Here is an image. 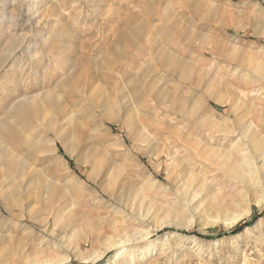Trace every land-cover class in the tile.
Masks as SVG:
<instances>
[{
  "label": "rangeland",
  "instance_id": "1",
  "mask_svg": "<svg viewBox=\"0 0 264 264\" xmlns=\"http://www.w3.org/2000/svg\"><path fill=\"white\" fill-rule=\"evenodd\" d=\"M28 4L0 0V124L33 147L0 264H264V0Z\"/></svg>",
  "mask_w": 264,
  "mask_h": 264
},
{
  "label": "bare ground",
  "instance_id": "2",
  "mask_svg": "<svg viewBox=\"0 0 264 264\" xmlns=\"http://www.w3.org/2000/svg\"><path fill=\"white\" fill-rule=\"evenodd\" d=\"M29 1H31V3L32 4H28V9H29V11H31V15L32 14H34V13H36L35 15H37V10L36 9H34V7L33 6H30V5H36L37 3H38V0H29ZM123 33V32H122ZM37 34V33H36ZM123 35V34H122ZM121 35V36H122ZM37 36L39 37V39H41V41L43 42V44H45V42H46V39H47V36L45 37L44 36V34H37ZM20 38V37H19ZM37 40H38V38H36ZM122 39H123V37L122 38H118V42L117 43H124L123 41H122ZM16 40H18L17 38H16ZM40 41V40H39ZM41 42V43H42ZM20 42H18V44H19ZM37 43V42H36ZM23 44V43H22ZM42 44V45H43ZM132 45H133V43H131ZM56 45V44H55ZM58 45V44H57ZM124 45H127V44H125L124 43ZM123 45V46H124ZM45 46V45H44ZM48 46V45H47ZM51 46V47H50ZM50 46H49V48H48V50H47V52H48V56H49V59H51L50 58V55H52L53 57H58L59 55L58 54H56V53H54V52H52V48H54V46H52L51 44H50ZM127 46H130V45H127ZM18 47V46H17ZM138 47V46H137ZM139 48V47H138ZM166 50V49H165ZM13 52V49H10L9 51H8V54H7V58L11 55V53ZM142 53V52H141ZM29 54V53H28ZM168 58H169V60H170V62H169V65L170 66H168V70L172 73V75H173V73H175V67H174V65L172 66V63H173V60H174V56L173 55H171L170 53H168ZM16 57V56H15ZM29 58L30 59H32L31 58V56L29 55ZM53 59V58H52ZM15 60V59H14ZM180 60V59H179ZM67 61V60H66ZM62 62V61H61ZM65 62V61H64ZM175 62V61H174ZM57 63V62H56ZM75 63V62H74ZM80 63V62H79ZM183 63V62H182ZM47 64H48V62H47ZM54 64H55V60H54ZM66 65H69L67 62L65 63ZM49 65V64H48ZM77 65V64H76ZM62 65H57V66H54V68L56 67V68H62L61 67ZM165 66H167V65H165ZM41 67L42 68H44V69H46L47 67H49V66H41V62H39L38 63V61H33V65H32V69L34 70V71H36V72H38V70H41ZM167 69V68H166ZM184 76H185V74H184ZM180 78H182L181 76H180ZM51 82V81H50ZM85 83H86V81H85ZM59 84V83H58ZM87 84V83H86ZM85 86V85H84ZM87 86V85H86ZM62 87V86H61ZM64 89H65V87H64ZM74 89V88H73ZM51 90V89H50ZM69 92V95L70 96H74V97H76L77 96V94H79V92L78 91H76L75 89H74V91L72 90V91H70V88H69V90H68ZM63 92V91H62ZM67 92V91H66ZM55 93V92H54ZM50 94H52V93H50ZM50 94L49 93H47V95L46 96H50ZM57 94V93H56ZM66 94V93H65ZM65 94H63V95H65ZM53 95V94H52ZM59 95H61V93L59 94ZM38 96V95H37ZM57 96V95H56ZM154 96H156V95H154ZM159 96V95H158ZM162 96V95H161ZM161 96H159V97H161ZM51 98V97H50ZM77 98V97H76ZM137 98H139V97H137ZM163 98V97H162ZM165 98V97H164ZM53 99H57V97L56 98H53ZM136 99V98H135ZM16 100V99H15ZM140 100V99H139ZM162 100V99H161ZM55 101V100H54ZM54 101H53V103H54ZM40 102V101H39ZM134 102H136V101H134ZM143 102V101H142ZM158 102V101H157ZM35 103V102H34ZM38 103V102H37ZM33 104H31V106H32ZM30 104H28L27 103V101H25V103H23V102H21V101H18V102H16V104H15V107L13 108V113L14 114H19V113H21V112H25V113H29V111H31L30 109ZM138 106H139V104H138ZM29 107V108H28ZM166 108H168V107H166ZM157 109V108H156ZM11 113V112H10ZM24 113V114H25ZM6 114H7V112H6ZM20 115V114H19ZM28 115V114H27ZM22 117V116H21ZM24 117V116H23ZM22 117V118H23ZM4 118V117H3ZM109 119H112L111 117H109ZM4 121V120H3ZM7 122V121H6ZM5 122V123H6ZM5 123H1L0 125H1V129H0V183H1V181L2 182H5L7 185L6 186H8V188L9 189H14V190H16V189H18L19 187L21 188V186L23 185L22 183H25L24 185H27V186H29L28 184H30V181H28V175H27V173H28V169H30L29 167L31 166V158H29L28 159V157L30 156V154H32V153H30V150L33 148L32 147V145L30 144L31 142L29 141V139H28V137H27V139L25 140L24 138V140H21V139H19L20 137L19 136H17V131H12L13 130V127H9V125L7 126ZM56 135H55V137L56 138H58V139H61V137L59 136V135H57V133H55ZM19 135V134H18ZM73 135V138H74V140H75V138L76 137H78V140H80V134L78 133V132H74V134H72ZM22 137V136H21ZM63 140V139H62ZM77 140V143H79L80 141H78ZM237 140V139H236ZM64 141V140H63ZM75 143V142H74ZM35 145V144H34ZM33 145V146H34ZM35 148V147H34ZM66 148V147H65ZM66 150V152L67 153H71L70 151V149L69 148H66L65 149ZM96 150V149H95ZM94 150V151H95ZM98 150V149H97ZM96 150V151H97ZM95 151V152H96ZM100 152H101V150H100ZM239 152V151H238ZM240 152H243L242 150L240 151ZM100 154H102V153H100ZM229 156H230V154H228ZM227 155V156H228ZM93 156H94V154H93ZM102 156V155H101ZM239 156V155H238ZM99 157V156H98ZM230 158V157H229ZM98 161H99V159H95L94 157H91V158H89L88 157V159H85L84 161H83V163L84 164H87L88 166H91V167H94L97 163H98ZM241 164H242V166L244 165V166H246V167H248L247 169V172L248 173H251V174H253V172H255V170H256V167L255 166H253L252 164V161L248 158V157H246V156H243V158H242V160H241V162H240ZM236 166V165H235ZM241 168V167H240ZM239 168V169H240ZM32 169V168H31ZM36 171V170H35ZM32 172H34V169H33V171ZM27 175V176H26ZM231 175V174H230ZM235 175V174H234ZM234 175H232V176H234ZM228 176H229V174H228ZM230 177V176H229ZM235 177V176H234ZM35 179V178H34ZM34 179H31V183H32V180H33V182H34ZM23 185V186H24ZM11 187V188H10ZM26 187V186H25ZM17 191V190H16ZM19 191V190H18ZM19 193V192H18ZM12 195V194H11ZM15 196H16V193L14 194ZM13 196V195H12ZM12 199V198H11ZM16 201V200H15ZM14 201V202H15ZM13 203V202H12ZM19 205V204H18ZM8 209H9V206L7 207ZM241 215H242V213H239V214H236L234 217H233V221H235V220H237L238 218H240L241 217ZM125 235V234H124ZM124 235H123V237L121 236V237H119L118 238V240H116L115 242H113L112 243V245H120V252H116L115 253V256L116 257H119V255L121 254V253H123V251L126 249V247L124 246V243H125V241H128V240H130V237L127 235L125 238H124ZM124 238V239H123ZM98 255H94L93 257H91L90 259H94L95 257H97ZM53 263H56V262H44V263H41V264H53Z\"/></svg>",
  "mask_w": 264,
  "mask_h": 264
},
{
  "label": "trees",
  "instance_id": "3",
  "mask_svg": "<svg viewBox=\"0 0 264 264\" xmlns=\"http://www.w3.org/2000/svg\"><path fill=\"white\" fill-rule=\"evenodd\" d=\"M246 221H243V223H239L235 228L232 229L233 232H236L237 230L241 229Z\"/></svg>",
  "mask_w": 264,
  "mask_h": 264
}]
</instances>
